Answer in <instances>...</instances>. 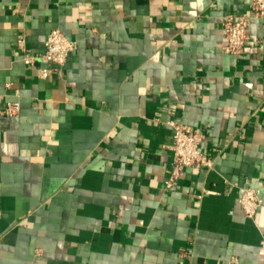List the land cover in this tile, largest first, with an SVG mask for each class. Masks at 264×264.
<instances>
[{
	"label": "crops",
	"instance_id": "0c3cea01",
	"mask_svg": "<svg viewBox=\"0 0 264 264\" xmlns=\"http://www.w3.org/2000/svg\"><path fill=\"white\" fill-rule=\"evenodd\" d=\"M250 3L0 0V264H264V15L222 49ZM55 28L78 42L64 66L26 63L19 40L40 55ZM170 120L214 166L168 188Z\"/></svg>",
	"mask_w": 264,
	"mask_h": 264
},
{
	"label": "built area",
	"instance_id": "2783aa9c",
	"mask_svg": "<svg viewBox=\"0 0 264 264\" xmlns=\"http://www.w3.org/2000/svg\"><path fill=\"white\" fill-rule=\"evenodd\" d=\"M264 15V0H251L250 10L248 13L235 14L229 13L223 23V31L225 43L222 47L223 51L232 55H240L248 42V28L250 18H260ZM22 48L25 50L24 61L33 64L36 59H42L52 62L56 67L61 68L66 63L71 52L78 48V42L68 38L60 29H53L49 33L46 41V50L40 54H33L32 51L25 47L24 38L19 40ZM52 69L48 66L39 69V76L47 78ZM21 105L17 101L8 102L3 110L6 115H17ZM174 112L173 109H170ZM169 123L173 127V142L171 148L173 150L172 172L167 180V187H172L187 166H203L213 168L214 158L206 154L202 149L204 140L203 132L200 128L189 124L181 123L177 120H170ZM239 203L249 218H254L262 204L258 195V190L249 181L243 186Z\"/></svg>",
	"mask_w": 264,
	"mask_h": 264
}]
</instances>
